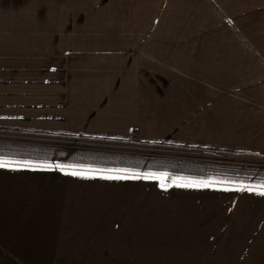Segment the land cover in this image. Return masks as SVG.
<instances>
[{
  "label": "crops",
  "instance_id": "0c3cea01",
  "mask_svg": "<svg viewBox=\"0 0 264 264\" xmlns=\"http://www.w3.org/2000/svg\"><path fill=\"white\" fill-rule=\"evenodd\" d=\"M93 1L116 7L127 27L80 43L64 0L57 46L46 50L55 74L26 85L3 78L2 129L111 139L135 131L148 143L264 154V0ZM11 58L0 55V72L22 68L3 63ZM6 163L0 261L264 264V196L255 192Z\"/></svg>",
  "mask_w": 264,
  "mask_h": 264
},
{
  "label": "rangeland",
  "instance_id": "374dc122",
  "mask_svg": "<svg viewBox=\"0 0 264 264\" xmlns=\"http://www.w3.org/2000/svg\"><path fill=\"white\" fill-rule=\"evenodd\" d=\"M70 7L71 19L74 28L83 34L80 43L91 45V40L102 39L104 28L127 27L128 22L116 17V7L106 11L99 3L86 2V0H65ZM64 0H0V55L8 53L13 58L9 62L22 63V68H11L8 72H0L1 81L5 77H23L24 85L32 84L35 77H48L55 73L49 70V54L47 48H56L55 35L51 32L59 28V17L63 18L65 12ZM112 16H115L116 19ZM123 23V24H122ZM47 29V30H46ZM89 29V32L84 31ZM101 29V30H99ZM49 31V32H47ZM46 32V33H45ZM45 33V35H44ZM48 33V34H47ZM58 39V37H57ZM63 40V39H62ZM64 42V40H63ZM59 43V40L57 41ZM24 56L25 60L16 61V56ZM41 60V62H40ZM55 65L60 61L54 60ZM41 63V64H40ZM42 65V67L39 66ZM4 69L1 68L0 70ZM8 73V74H7ZM7 78V79H8ZM10 82V81H9ZM10 84L15 85V81ZM1 128V127H0ZM134 131L130 138L93 137L84 134H61L35 131H17L0 129V144H18L27 146H41L46 148H74L86 152H104L106 154H122L155 157L158 159H172L178 161H202L214 164H227L232 166L253 165L264 166V154L246 155L236 151H220L214 148L196 147L176 141L150 142L136 138ZM66 261H0V264H62ZM93 262V261H92ZM115 262V261H112ZM72 264H75L72 262Z\"/></svg>",
  "mask_w": 264,
  "mask_h": 264
},
{
  "label": "trees",
  "instance_id": "16d2710c",
  "mask_svg": "<svg viewBox=\"0 0 264 264\" xmlns=\"http://www.w3.org/2000/svg\"><path fill=\"white\" fill-rule=\"evenodd\" d=\"M0 162L27 163L38 166L72 168L76 170L127 174L144 177L151 174L164 181L187 180L229 181L235 185L255 188L264 184V166L214 164L202 161H178L155 157L86 152L74 148L0 144ZM120 173V174H126ZM224 186L222 184H216Z\"/></svg>",
  "mask_w": 264,
  "mask_h": 264
},
{
  "label": "snow or ice",
  "instance_id": "6c2138e0",
  "mask_svg": "<svg viewBox=\"0 0 264 264\" xmlns=\"http://www.w3.org/2000/svg\"><path fill=\"white\" fill-rule=\"evenodd\" d=\"M25 167H27L28 165H24ZM9 167V164L6 162H0V168H6ZM57 167H60L59 165H57ZM63 170V169H61ZM117 171V175H107V176H102L101 178L103 179H108V180H112V179H116V180H120V179H125L127 178L126 175H122L120 173H126L127 170H116ZM70 175L74 176V177H81V178H86L87 177V173L83 172V171H77V170H73L70 172ZM145 179H161L162 177H156L153 176L151 174H146L144 176ZM216 184H222L224 185V187L221 189L223 191H245L247 190L248 192H255L258 195L264 196V184L259 185L255 188L252 187H247L246 185L240 184V185H235L232 184V182L229 181H216L213 182L211 180L205 181V180H187L184 181L183 183L178 184L179 187H183V188H212L215 187ZM161 187L164 188L166 187V185H164L163 183L161 184Z\"/></svg>",
  "mask_w": 264,
  "mask_h": 264
}]
</instances>
